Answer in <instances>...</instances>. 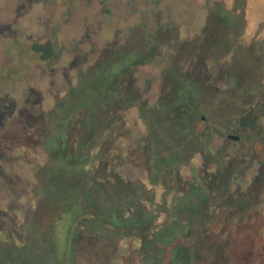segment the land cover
I'll return each instance as SVG.
<instances>
[{
    "label": "rangeland",
    "instance_id": "374dc122",
    "mask_svg": "<svg viewBox=\"0 0 264 264\" xmlns=\"http://www.w3.org/2000/svg\"><path fill=\"white\" fill-rule=\"evenodd\" d=\"M244 2L0 0V22L11 25L9 33L0 32V106L7 112L0 169L12 177L9 185L0 180V249L9 237L24 256L39 249L41 235L30 231L39 225L54 250L51 257L42 252V264H66L76 202L87 205V184L73 185L90 176L91 168L82 167L93 154L101 166L114 157L119 171L143 183L140 203L175 204L164 216L172 219L169 231L205 211L210 194L218 228L247 218L245 199L251 207L261 204L264 72L252 69L238 88L226 81L227 69L239 77L237 53L250 63L246 48L252 44L262 53L264 47V23L256 25ZM214 16L223 21L220 29ZM236 17L248 22H237L236 29ZM77 42L82 52L93 48L94 56L73 61ZM104 42L117 55L100 60ZM207 71L213 76L196 86L194 79ZM223 229L217 237L225 242ZM29 236L33 247L26 249ZM136 246L128 237L119 242L112 264H128ZM84 251L92 264L93 249ZM181 253L188 261L186 250Z\"/></svg>",
    "mask_w": 264,
    "mask_h": 264
},
{
    "label": "trees",
    "instance_id": "16d2710c",
    "mask_svg": "<svg viewBox=\"0 0 264 264\" xmlns=\"http://www.w3.org/2000/svg\"><path fill=\"white\" fill-rule=\"evenodd\" d=\"M244 4L251 10V15L257 18L256 25L264 23V0H245ZM134 5H137V3H134ZM214 17L213 23L215 22V28L223 26V21L216 16ZM237 22L246 23L248 21L244 17H241V19L236 17L234 22L236 29L238 28ZM163 24L171 26L168 23ZM168 26L165 25L162 28L167 29ZM212 27H214L213 24ZM257 48L252 44L246 48V50H249V54L247 55L250 63L240 59V57H243L241 56L242 51L236 54L238 55L236 57L237 62L240 65H238L239 77L234 76L228 69L226 71V81H229L232 87L238 88L239 85L242 87L238 81L248 79L253 70L258 74L260 70L264 72L261 67L264 63V47L260 49L262 53L258 51V46ZM204 64V60H201L200 65L203 67ZM206 69L210 70L208 67ZM209 73L207 71V77H196L194 79L196 83L194 84L196 86L198 84L203 86L207 80L209 81V75L213 76L212 73ZM174 75L175 77L177 76V74ZM188 80L190 81V79ZM132 83L130 82L129 84ZM262 126L264 127V122ZM63 137L64 134L61 133L59 139ZM261 147L262 152L260 153V157H258L260 159H258L259 161L255 159L253 164H256L258 161V168L264 170V143H262ZM210 151L213 152L212 149ZM109 158L101 166L100 160L102 158L96 154L89 156L87 163H85L86 165L82 169L89 166L92 171L90 172V176L84 179L77 178L73 185V188H78L81 183L87 184V187H84V190H82L86 191L87 199L84 195V202H87V205L76 202L79 212L72 222L73 224L67 238L66 250L69 255L65 260L66 264L70 262V264L87 263L88 253L84 251L86 246H91L93 249L92 264H100L102 262L112 264V257L117 255V244L126 237L132 238L135 245H137L128 254V264H194L192 261L196 260V258L198 259L195 261V264H204L205 262L210 264H264V188L262 189L261 204L258 207L257 203L254 207H251L248 202L246 203L247 199H245L246 206L242 207V209L243 213L247 214V218L243 222H238L239 217H236L228 222V225H224L227 228L226 234L228 237L223 242L217 236L221 234L225 235L221 233V231H224V227L218 228V223L210 214V211L217 207L211 198L214 194H210V200L205 211L202 210L196 218L181 220V227L176 232L173 230L169 231L170 227H172L170 226L172 219L169 217L166 221V217L164 216L167 214L170 205L164 204L160 200L156 203L151 200L148 201L149 204L140 203V193L138 192L145 189L143 183L140 184L130 173L119 171L118 167L120 165H116L117 160L114 157ZM250 173H246L248 177H250ZM262 174L264 175V172ZM254 175H257L255 171L251 176ZM104 177H106V184H103L102 181ZM260 178L262 177L260 176ZM261 181L264 184V177ZM249 184L250 181H246L244 191L247 188L249 191L250 186H247ZM215 193L217 194L216 191ZM175 209V204L170 206V211L173 212ZM150 214L151 216H149ZM2 225L0 220V227ZM129 229L131 231L127 232ZM32 230L39 231V235L41 236H39L37 242L40 245L39 249L44 248V250L40 251L39 249L32 248L33 246H31L30 242L33 239L30 236L33 234H30V241L25 244L23 243V245H26V249L28 247L32 249L27 252L28 255L24 256L20 252V249L15 247L16 239L9 237L7 242H3L2 246H5L4 249H0V264H16L17 262L25 261L29 264H42L47 260L46 253L43 255L42 252L46 251L49 257L53 255L54 250L50 242H45V238L47 237L46 232L40 230L39 225L37 229H31L30 231ZM229 244L232 247L239 248V251L233 253L230 250ZM184 250H186L188 261H183L180 258L181 251ZM38 255H41L42 261L39 260ZM190 258L194 259L191 260ZM58 261H55L54 264H57Z\"/></svg>",
    "mask_w": 264,
    "mask_h": 264
},
{
    "label": "flooded vegetation",
    "instance_id": "af4514ba",
    "mask_svg": "<svg viewBox=\"0 0 264 264\" xmlns=\"http://www.w3.org/2000/svg\"><path fill=\"white\" fill-rule=\"evenodd\" d=\"M21 8L22 7L20 5L17 7V9H21ZM10 26H11L10 23H7V22L5 23V21L4 22L1 21L0 22V32L5 31V32L9 33ZM87 30H89V29H87ZM88 36H89V32H87L85 37L89 38ZM79 44H80V42L79 43L77 42L75 45H73L71 47V52H73V53H71L69 55H72L73 61H75V62L87 61L90 57L94 56V53H93L94 49L93 48H90L89 50H87V51L85 50L84 52H82L81 49L79 48ZM100 50H101V48H100ZM111 51L109 48H107V42L106 43L104 42L103 46H102V51L100 54L101 55L100 60L106 59V57H108V54L117 55V52L111 53ZM3 109H4V107L0 106V126L3 125L2 120H3V117L5 116V114L7 113L5 111H2ZM0 180L3 181V185H9L10 182H12V177L10 176L9 172L1 171V169H0ZM8 190H9V188H8ZM3 215H5V211H3Z\"/></svg>",
    "mask_w": 264,
    "mask_h": 264
},
{
    "label": "water",
    "instance_id": "95a60500",
    "mask_svg": "<svg viewBox=\"0 0 264 264\" xmlns=\"http://www.w3.org/2000/svg\"><path fill=\"white\" fill-rule=\"evenodd\" d=\"M229 138H231V139H237L236 136H232V135H230Z\"/></svg>",
    "mask_w": 264,
    "mask_h": 264
}]
</instances>
